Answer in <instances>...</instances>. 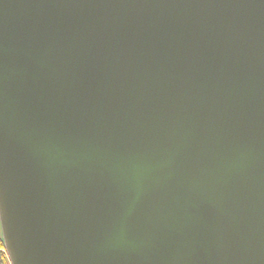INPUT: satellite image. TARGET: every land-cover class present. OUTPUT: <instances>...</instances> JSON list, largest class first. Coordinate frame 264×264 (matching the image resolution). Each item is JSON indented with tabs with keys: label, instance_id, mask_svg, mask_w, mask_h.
<instances>
[{
	"label": "water",
	"instance_id": "obj_1",
	"mask_svg": "<svg viewBox=\"0 0 264 264\" xmlns=\"http://www.w3.org/2000/svg\"><path fill=\"white\" fill-rule=\"evenodd\" d=\"M10 264H264V0H0Z\"/></svg>",
	"mask_w": 264,
	"mask_h": 264
},
{
	"label": "trees",
	"instance_id": "obj_2",
	"mask_svg": "<svg viewBox=\"0 0 264 264\" xmlns=\"http://www.w3.org/2000/svg\"><path fill=\"white\" fill-rule=\"evenodd\" d=\"M0 264H10L1 235H0Z\"/></svg>",
	"mask_w": 264,
	"mask_h": 264
}]
</instances>
